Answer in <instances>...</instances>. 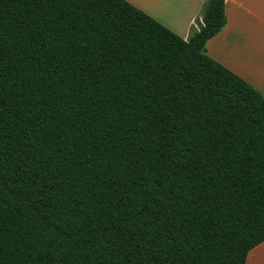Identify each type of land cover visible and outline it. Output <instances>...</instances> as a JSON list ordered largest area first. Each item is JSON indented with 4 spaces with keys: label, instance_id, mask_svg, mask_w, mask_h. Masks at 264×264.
<instances>
[{
    "label": "trees",
    "instance_id": "16d2710c",
    "mask_svg": "<svg viewBox=\"0 0 264 264\" xmlns=\"http://www.w3.org/2000/svg\"><path fill=\"white\" fill-rule=\"evenodd\" d=\"M127 0H0V264H244L264 241V95Z\"/></svg>",
    "mask_w": 264,
    "mask_h": 264
},
{
    "label": "crops",
    "instance_id": "0c3cea01",
    "mask_svg": "<svg viewBox=\"0 0 264 264\" xmlns=\"http://www.w3.org/2000/svg\"><path fill=\"white\" fill-rule=\"evenodd\" d=\"M186 39L204 0H127ZM226 24L205 42V52L264 95V0H224ZM244 264H264V241Z\"/></svg>",
    "mask_w": 264,
    "mask_h": 264
},
{
    "label": "rangeland",
    "instance_id": "374dc122",
    "mask_svg": "<svg viewBox=\"0 0 264 264\" xmlns=\"http://www.w3.org/2000/svg\"><path fill=\"white\" fill-rule=\"evenodd\" d=\"M195 25H196V26H194V27H198V25H197L196 23H195ZM260 60H261V61H260ZM263 60H264V58H260V59H259L260 62H263Z\"/></svg>",
    "mask_w": 264,
    "mask_h": 264
}]
</instances>
